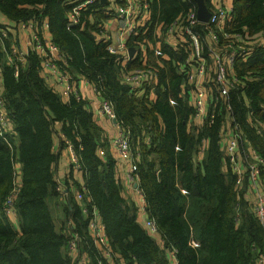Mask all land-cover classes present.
<instances>
[{
    "label": "trees",
    "instance_id": "trees-1",
    "mask_svg": "<svg viewBox=\"0 0 264 264\" xmlns=\"http://www.w3.org/2000/svg\"><path fill=\"white\" fill-rule=\"evenodd\" d=\"M206 4L210 5L209 0ZM189 6L187 0H154L150 40L159 22H164L166 29ZM70 8L67 0H0V13L10 20L48 18L52 38L68 54L70 69L89 79L103 77L99 87L115 103L123 126H129L131 140L145 134L143 129L150 125L156 146L148 152L156 153L158 160L144 159L138 163L137 175L146 194L148 212L163 232L165 249L136 221L134 208L122 198L114 174L115 160L105 162L97 155L98 127L84 109L85 101L72 96L70 102H63L41 77L40 60L31 53L18 77L13 64L0 65L2 96L14 126L7 132L8 141L0 135V264H75L68 247L70 234L56 228L48 201L53 196L64 213L62 222H71L73 232L79 233L92 264H110L101 260L89 233L90 214L82 212L68 181L67 194L54 180L56 154L51 143L52 124L56 120L63 121L64 132L82 145L78 154L85 175L84 201L88 210L93 204L97 206L110 245L126 264H170L167 248L175 249L178 264H255L256 256L264 253V227L248 202L237 199L234 173L223 169L219 120L199 130H187L191 106L187 98L180 96L183 76L174 65V53L172 60H165L161 67L158 98L149 104L145 97L136 98L129 86L120 82L121 57L110 53L107 43L98 38L104 13L87 9L80 23L68 29ZM233 13L236 28H247L250 34L264 33V0H234ZM3 26L0 22V28ZM136 37L142 40L146 35ZM4 42L8 45L6 39ZM130 43L135 44L134 40ZM168 48L164 45V51ZM247 67L256 70L260 77L257 82H250L247 92L249 99H254L255 116L264 123V47ZM235 104L239 107L238 102ZM236 116L264 156V135L257 134L249 125L243 110ZM202 137H207L209 144L201 166H195L192 157ZM17 164L21 180L13 207L21 233L4 209L14 188Z\"/></svg>",
    "mask_w": 264,
    "mask_h": 264
},
{
    "label": "built area",
    "instance_id": "built-area-1",
    "mask_svg": "<svg viewBox=\"0 0 264 264\" xmlns=\"http://www.w3.org/2000/svg\"><path fill=\"white\" fill-rule=\"evenodd\" d=\"M189 1L190 6L178 18H176L166 29L164 22L157 25V30L161 29L162 36L166 38L174 36L180 48L182 57L177 61V66L183 76V88H189L192 92L193 112L196 120L205 119V122L214 123L219 114H228L227 119L222 118L220 129V141L224 144L230 170L236 175L237 198L243 196V187L246 179L249 180V198L247 200L249 208L264 227V156L256 149L248 146V139L243 124L237 119L235 108L229 101L231 94L235 92L246 96L250 80L255 76V70L247 67V63L264 47V33L250 34L246 29L236 28L234 22V7L228 4V0H220L211 10L210 18L207 22L198 18L196 2ZM71 10L68 18V26L78 25L81 16L87 9H98L102 12L100 0H74L69 1ZM101 5L99 8L96 5ZM150 0H109L108 7L104 13L116 15L120 20L128 22L125 32L129 33L126 39L120 44L108 45L112 53L124 54L128 57L126 41L132 35L138 33L146 34L153 26V16ZM23 26H26L24 23ZM106 26V23L104 24ZM129 29V30H128ZM6 28H0V37H5ZM59 47L53 43L34 34L29 43L27 51H18L13 47L14 54L10 58V64L14 66V75L19 76L24 59L31 53L39 56L45 52H56ZM156 53L161 54L160 50ZM47 54L44 56L46 57ZM46 65L58 71V63L55 59L48 60ZM245 68L243 72L238 68ZM151 69L138 68L129 76L130 79L141 85L150 74ZM62 75L61 79H64ZM237 93V94H238ZM71 86H66L64 95H71ZM240 97V96H239ZM243 107L247 116L251 117V126L259 135H264V123L255 116V108L249 98H245ZM102 111L116 118L112 101L103 103ZM121 125L122 131L115 145L119 149L122 159L131 164L129 178L135 183H139L137 175L138 162L131 152L130 131ZM10 119L8 117L4 98L0 92V135L8 141L7 132L10 130ZM151 140V138H149ZM69 149L70 163L76 168H80V156L76 146L72 142H67ZM16 181L11 194L6 198L4 209L10 217H15L13 200L19 191L18 174L19 167L15 166ZM61 188L59 185L58 188ZM138 189L141 188L138 186ZM68 194V190L63 189ZM142 192V190H141ZM85 186L82 190L74 189L73 194L76 201L81 205L84 214H90L89 233L94 245L99 253L103 252L107 257L117 260L108 238L105 233V225L98 221L99 211L95 205L88 207L84 201ZM146 225L152 230H156V223L147 220ZM80 235L72 232L69 237L68 247L70 252L77 251L80 247ZM192 244L195 246L196 241ZM83 264H90L84 259H78ZM257 264H264V253L256 256ZM118 264H124L118 260Z\"/></svg>",
    "mask_w": 264,
    "mask_h": 264
},
{
    "label": "crops",
    "instance_id": "crops-1",
    "mask_svg": "<svg viewBox=\"0 0 264 264\" xmlns=\"http://www.w3.org/2000/svg\"><path fill=\"white\" fill-rule=\"evenodd\" d=\"M74 1V0H67ZM78 1V0H76ZM151 4L154 0H150ZM220 0H209L210 5H207L210 10L214 8V6L218 3ZM101 2V0H100ZM104 10L102 11L104 13L105 7H108L109 0H106L105 3L101 2ZM228 4L234 7V0H228ZM197 5V12H198V4ZM71 10V8L69 9ZM70 12V11H69ZM67 15V18H69V13ZM185 10H182L179 15H181ZM104 17L101 19L103 20L101 28H98V38L104 40L107 43V49L110 53H112L109 50L108 45L110 43H113L114 45L120 44L123 39H126L129 33L125 32L128 28V22L124 20H120L116 17V15H110V14H103ZM100 20V21H101ZM99 21V22H100ZM0 22L4 24V28L7 29V34L5 38H0V51L2 52V57L0 58V65L2 64H10V58L14 54L13 47L17 48L18 51L25 52L29 48V43L31 42V38L34 36V34H38L40 37L44 38L45 40L49 42H54L52 38V33L50 31V23L48 18H39V17H32L24 20H10L7 17H5L3 14L0 13ZM26 24V26H23V24ZM106 23V26L104 24ZM162 22H159L160 24ZM157 24V25H158ZM157 25L155 27V32L157 30ZM76 26V25H75ZM72 26L71 28L75 27ZM100 26V23L99 25ZM67 28L71 29L68 26L67 21ZM129 30V29H128ZM248 31V29L246 28ZM249 32V31H248ZM149 30L147 34L144 33H138L136 35H132L128 38L126 41L127 44V55L128 57H125L124 54H116L121 57V66L119 70V80L122 84L129 86V92L134 95L136 98H143L147 99L149 104H153L157 98V88L160 81V71L161 67H164L165 60H172V53H174V65L178 68L177 61L181 59L182 54L180 51L179 46L177 45V40L174 36H170L168 38L161 37V39H155L150 40V36H148ZM250 33V32H249ZM143 35L146 37L142 40H136V36ZM6 39L8 45L4 42ZM130 40H134L135 44H131ZM59 49L56 52H45L41 56H39L36 53H33L37 55V57L40 60V67H39V73L42 78L46 81L47 85L52 88L57 94L60 96V99L68 103L70 102V99L73 97H76L78 99H83L85 101L84 109L87 110L91 114L93 122L98 127V147L96 149L97 155L103 160L107 161L108 159L115 160V169L114 174L116 178L117 184L120 186V194L123 199L126 200L127 204L132 208H134V212L136 215V221L143 227L146 232L153 237L160 248L165 249V238L163 236V232L160 231L157 223L156 230H152L146 225V221L151 218L149 212H148V204L146 199V194L143 189L141 192L140 189H138V186H141L140 183V176H139V183L133 182L129 178V172L131 164L125 160L122 159V156L119 152V149L115 145V139H117L122 131L121 125L119 124L120 120L117 117L116 107L115 103H113V110L115 112L116 118H112L111 116L105 114L102 111L103 103L107 100L111 101L112 99L107 95V91L102 90V88L99 87L98 82L103 79V77H100L99 80L89 79L86 75L78 73L74 70L70 69L69 64V57L68 54L62 49V47L55 43ZM164 45H169L168 49H165L164 51ZM134 47L136 52L133 57H130L129 54V48ZM160 50L161 54H157L156 51ZM47 54L46 57H44ZM29 55L27 58L24 59V62L22 64L23 67L27 65ZM55 59L58 63V71H55L52 67L46 65V62L48 60ZM135 61V64H132V61ZM27 62V63H26ZM130 63L132 65H130ZM138 68H144V69H151L150 74L147 78H145V81L141 85H137L135 81L129 78L130 75H132L135 71V69ZM246 68H238V71L243 72ZM178 71L180 73V70L178 68ZM255 70V76L252 80L249 82H257L259 81L260 77L256 73ZM181 74V73H180ZM260 74V71H259ZM62 75H64V79L66 81H63L61 79ZM2 69L0 66V92L2 93ZM184 80V79H183ZM66 86H71L72 93L71 95H64V89ZM253 86V85H252ZM248 91V89H247ZM235 92L234 95L231 94L229 97V101L233 104L235 108V114L239 112V110H243L245 112V109L243 107V102L245 98H251L249 96L248 92L246 93V96L241 93ZM180 96L185 97L188 100V104L191 106V114L187 121V130L191 131L193 129H201L205 125H211L216 123L217 120L220 122L219 126V145L220 149L223 153V169L225 171L230 170L228 158L225 151L224 144H221L220 141V129H221V120L222 118L227 119L229 115L226 114H219L218 119L214 123H208L205 122V119L199 118L198 121L196 120L193 112V104H192V92L189 90V88H183V82L181 83V90H180ZM240 96V97H239ZM145 97V98H144ZM252 103L254 99L252 100ZM235 102H238L239 107L235 104ZM174 99H171V104H174ZM254 107V104H253ZM237 117V116H236ZM239 119V118H237ZM246 119L249 122V125L251 123V117L246 115ZM240 121V120H239ZM161 123V122H160ZM243 124V123H242ZM124 127V126H122ZM127 127V126H126ZM126 127H124L126 129ZM129 127V126H128ZM127 127V129L130 131V129ZM244 127V125H243ZM64 122L63 121H54L52 124V131H53V138L51 143V150L56 154V161L53 165L54 170V180L58 185L61 186L62 189L68 190L66 182L68 181V184L70 186V190L73 192L75 188L78 186H84L85 185V178H84V172L82 171V168H76L71 165L70 163V157H69V149L67 147V142H72L74 145L76 144L71 138L68 137V135L64 132ZM14 129L13 123L10 125V130L12 131ZM245 129V128H244ZM143 130L146 131L145 134L139 135L136 138L131 140V152L135 158V161L139 164L142 161H145L144 159L148 161L155 160L157 162V155L154 152H148L150 149L152 150L153 147L156 146V143H154L153 133L151 136V127L150 125L146 126ZM144 131V132H145ZM246 137L248 139V146L250 148H256L253 145L252 140L250 139L249 133L246 131ZM131 136L132 133L130 132ZM152 137V140L149 138ZM209 144V139L207 137H202L201 142L198 145L197 150L194 152L192 161L195 166H198L202 164L205 158L206 150ZM77 152L82 148L81 144H76ZM176 149L178 150L179 147L177 146ZM146 152V153H145ZM108 160V161H109ZM158 164V163H157ZM17 167H19V174L17 181L20 182L21 180V173H20V166L17 164ZM160 170L158 169V172ZM139 174V173H138ZM235 175V174H234ZM236 179V175H235ZM178 184V183H177ZM142 187V186H141ZM182 189L183 193H187V190ZM249 180L246 179L244 182L243 187V200H248L249 196ZM238 199V198H237ZM49 204L52 206L53 210V217L55 220L56 228L58 230H62L63 232H66L68 235L73 232V228L71 226V222H62L64 219V213L61 209V206L59 205V202H57V199L55 196L49 198ZM94 205V204H93ZM96 206V205H95ZM97 207V206H96ZM238 207V202H236V208ZM13 218V225L14 227L21 233L20 231V225L18 222L17 215ZM156 220V219H155ZM98 221L102 223L103 225V219L101 217V214L99 212L98 214ZM89 230V226H88ZM106 233V229H105ZM107 236V234H106ZM108 238V236H107ZM109 241V239H108ZM110 243V241H109ZM111 246V245H110ZM112 248V247H111ZM113 250V249H112ZM175 249L173 248H167L166 254L169 259L170 264H178L177 257L174 255ZM113 252L116 254L117 260H114L113 258L107 257L103 252H101V260L106 259L110 262V264H118V260L122 261L124 264L125 260L120 257L118 253H116L114 250ZM72 259L75 262V264H83L78 259L81 257L86 262H90L92 264V259L89 255V253L85 250V246L80 243V247L77 251H73L71 253Z\"/></svg>",
    "mask_w": 264,
    "mask_h": 264
},
{
    "label": "water",
    "instance_id": "water-1",
    "mask_svg": "<svg viewBox=\"0 0 264 264\" xmlns=\"http://www.w3.org/2000/svg\"><path fill=\"white\" fill-rule=\"evenodd\" d=\"M198 4V18L201 21L207 22L211 15V10L208 8L206 4V0H196ZM101 2L105 3L106 0H101ZM136 50L134 47L129 48L130 57H133Z\"/></svg>",
    "mask_w": 264,
    "mask_h": 264
},
{
    "label": "rangeland",
    "instance_id": "rangeland-1",
    "mask_svg": "<svg viewBox=\"0 0 264 264\" xmlns=\"http://www.w3.org/2000/svg\"><path fill=\"white\" fill-rule=\"evenodd\" d=\"M242 29H244V28H242ZM161 36H162V31H161V29L156 30V32H155V39H156V40H157V39H161Z\"/></svg>",
    "mask_w": 264,
    "mask_h": 264
},
{
    "label": "bare ground",
    "instance_id": "bare-ground-1",
    "mask_svg": "<svg viewBox=\"0 0 264 264\" xmlns=\"http://www.w3.org/2000/svg\"><path fill=\"white\" fill-rule=\"evenodd\" d=\"M140 188H141V186H140ZM141 190H142V189H141ZM142 191H143V190H142ZM148 220H153L154 222H156L155 218H153V217L149 218ZM146 222H147V221H146ZM195 246H198V243H197ZM255 264H257L256 261H255Z\"/></svg>",
    "mask_w": 264,
    "mask_h": 264
}]
</instances>
